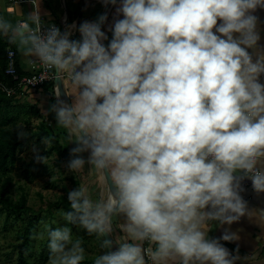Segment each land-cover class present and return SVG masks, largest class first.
<instances>
[{
  "label": "clouds",
  "instance_id": "obj_1",
  "mask_svg": "<svg viewBox=\"0 0 264 264\" xmlns=\"http://www.w3.org/2000/svg\"><path fill=\"white\" fill-rule=\"evenodd\" d=\"M32 3L18 19L0 13V37L51 73L48 111L76 145L68 169L87 164L98 178L95 199L88 186L70 190L61 213L101 239L106 251L92 264H236L239 255L220 241L239 235L208 233L214 221L245 216L264 225V211H250L240 194L246 178L264 193V54L254 62L248 51L260 39L252 13L264 0H119L123 18L107 45V15L81 23L75 40L71 28L45 27ZM52 140L44 136L45 150ZM30 238L46 241L48 264L85 261L83 240L68 226L42 222ZM244 259L260 260L256 252Z\"/></svg>",
  "mask_w": 264,
  "mask_h": 264
},
{
  "label": "rangeland",
  "instance_id": "obj_2",
  "mask_svg": "<svg viewBox=\"0 0 264 264\" xmlns=\"http://www.w3.org/2000/svg\"><path fill=\"white\" fill-rule=\"evenodd\" d=\"M19 96L10 103L11 120L6 128L15 131L17 126L22 125L31 133L30 140L24 147L17 149L16 159L4 176L12 179L10 195L14 202H18L22 196L26 197L29 214L20 217L14 214L8 216L7 210L1 208L0 204V264H23L20 261L19 245L26 240L25 264H48L46 241L30 238L42 229V222L53 228L70 227L73 237H81L83 240L86 258L82 264H92L96 255L106 251L100 247L101 239L95 235L89 236L83 228L64 221L61 213L70 210L67 200L70 190L88 186L95 199L98 195V178L89 170L87 164L82 172L69 171V160L58 152L53 142L51 148L45 150L42 140L44 136L50 135H56L70 154L76 145L68 143L65 130L56 125L55 114L46 110L48 107L37 94L26 91ZM54 103L56 101L51 99L50 105ZM34 146L38 149L39 156L47 158L45 162L36 158ZM81 155L87 159L89 154L85 152ZM116 248L113 245L111 250Z\"/></svg>",
  "mask_w": 264,
  "mask_h": 264
},
{
  "label": "crops",
  "instance_id": "obj_3",
  "mask_svg": "<svg viewBox=\"0 0 264 264\" xmlns=\"http://www.w3.org/2000/svg\"><path fill=\"white\" fill-rule=\"evenodd\" d=\"M35 4L45 24L58 25L61 33L71 28L72 35L70 39L75 40L80 39L78 28L81 23L85 21L98 22V18L106 11L104 15H107V20L101 25L102 31H104L108 37V40L103 41L105 45H107L112 38V32L109 29L114 24V21L123 18L122 15H117L116 13L119 0L118 4L115 6L112 4L105 5L103 0H35ZM8 5V0H0L1 12L9 14L12 19L21 18L22 13L27 15L34 11L32 0H24L23 2L15 3L14 11H8ZM81 10H83V15L80 23H78ZM252 14L258 17L257 31L260 36L256 47L248 49L255 62L258 54H264V8H258ZM73 25H75V28L71 27ZM17 52L18 64L24 74H30L39 68V64H28L26 58L23 57L19 51ZM259 82L264 84V75L260 76ZM54 86L48 87L44 85L38 89L28 91H33V93L37 94L43 104L48 107L46 110H49L51 99L56 101V97L53 94ZM25 92L26 91L21 93L20 96L24 95ZM61 99H64L66 103H71V98L66 95L61 96ZM242 188L244 190L240 194L247 202L248 209L257 213L264 211V193L255 192L251 180L247 178L242 181ZM118 222H123V217L118 218ZM226 229L230 232L237 233L240 237L238 241L234 242L220 241L232 255H239L241 259L236 261V264H254L253 261L244 259L254 252L259 254L260 260L257 264H264V225H261L256 219H249L247 216L241 217L238 222L232 225H219L218 222L214 221L212 222V228L208 233V237L220 238ZM118 234V230L114 231L112 236L113 239ZM116 247L118 246L116 245ZM237 248L239 249L238 253L236 251Z\"/></svg>",
  "mask_w": 264,
  "mask_h": 264
},
{
  "label": "trees",
  "instance_id": "obj_4",
  "mask_svg": "<svg viewBox=\"0 0 264 264\" xmlns=\"http://www.w3.org/2000/svg\"><path fill=\"white\" fill-rule=\"evenodd\" d=\"M0 13L1 10H0ZM12 47L17 53V67L21 74H24L18 64V52L16 47L9 44L6 38L0 37V80L11 82V77L6 75L5 70L8 64L7 60V49ZM48 87L54 86V83H47ZM16 97L7 96L0 89V204L1 208L7 210V215L16 216H27L29 214V209L26 206V197L22 196L18 202H14L10 195L12 179L10 177H5L4 174L9 170L10 164H12L16 159V152L19 147H24L30 140L28 136L25 139H18L15 131H10L6 128V125L10 123L9 108L11 106L12 100ZM53 137V146L58 150L59 153L65 155L69 160L72 159L71 154L66 148H64L59 138L56 135H50ZM31 224V220L30 223ZM27 240L19 245L20 261L25 264L26 260L24 257V252L26 250Z\"/></svg>",
  "mask_w": 264,
  "mask_h": 264
},
{
  "label": "built area",
  "instance_id": "obj_5",
  "mask_svg": "<svg viewBox=\"0 0 264 264\" xmlns=\"http://www.w3.org/2000/svg\"><path fill=\"white\" fill-rule=\"evenodd\" d=\"M23 1L24 0H8L9 5L7 10L14 11V4ZM48 25L50 24H45V27ZM54 25L60 29L58 25ZM7 60L8 64L5 73L11 77V82L0 80V89L9 97H17L24 91L38 89L47 83H55L51 73L42 65H39V68L30 74H21L17 67V53L12 47L7 49Z\"/></svg>",
  "mask_w": 264,
  "mask_h": 264
},
{
  "label": "water",
  "instance_id": "obj_6",
  "mask_svg": "<svg viewBox=\"0 0 264 264\" xmlns=\"http://www.w3.org/2000/svg\"><path fill=\"white\" fill-rule=\"evenodd\" d=\"M106 13V11H104V13H103V15ZM82 15H83V10H81L80 11V14H79V17H78V23H80V21H81V18H82ZM102 15V16H103ZM55 85H56V81H55ZM105 238H112L113 239V237H105ZM114 245V244H113Z\"/></svg>",
  "mask_w": 264,
  "mask_h": 264
}]
</instances>
